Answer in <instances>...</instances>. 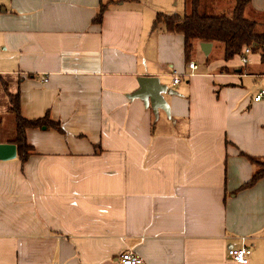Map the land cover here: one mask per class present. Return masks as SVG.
Masks as SVG:
<instances>
[{
	"label": "crops",
	"instance_id": "crops-1",
	"mask_svg": "<svg viewBox=\"0 0 264 264\" xmlns=\"http://www.w3.org/2000/svg\"><path fill=\"white\" fill-rule=\"evenodd\" d=\"M189 3L0 0V112L19 94L25 119L64 130L28 129V160L0 161V264H119L127 249L145 264H238L228 250L243 245L264 264V179L243 188L254 167L240 154L264 156L261 55L226 61L197 43L190 70L184 36L154 28ZM245 15L263 23L264 0ZM143 77L177 92L171 115L132 97ZM15 138L0 131V144Z\"/></svg>",
	"mask_w": 264,
	"mask_h": 264
},
{
	"label": "trees",
	"instance_id": "trees-1",
	"mask_svg": "<svg viewBox=\"0 0 264 264\" xmlns=\"http://www.w3.org/2000/svg\"><path fill=\"white\" fill-rule=\"evenodd\" d=\"M200 0H190L189 12L184 16L159 14L154 23V28L164 26L171 33H179L185 39L186 62L191 63L195 44H217L224 51V59L230 61L236 56H241L244 48H249L252 53L261 55L264 66V22L260 23L246 17L245 11L251 0H236L231 16L203 15L199 10ZM105 7H101L97 21L101 22ZM10 111L16 119V138L13 141L17 146V157L25 163L33 148L27 141L28 129H53L61 134L63 127L59 122L53 121L49 115L37 120H27L21 115L19 94H8ZM246 157L254 167L251 180L243 186L244 189L253 187L264 179V156L254 157L240 153Z\"/></svg>",
	"mask_w": 264,
	"mask_h": 264
},
{
	"label": "water",
	"instance_id": "water-1",
	"mask_svg": "<svg viewBox=\"0 0 264 264\" xmlns=\"http://www.w3.org/2000/svg\"><path fill=\"white\" fill-rule=\"evenodd\" d=\"M212 46V43H201V49L206 56H209ZM139 83L141 88L132 97L143 100L147 107H151L156 117H158L160 110L171 115V108L166 100V96L177 95V92L162 84L159 78L155 77L140 78ZM16 158V144H0V161H11Z\"/></svg>",
	"mask_w": 264,
	"mask_h": 264
},
{
	"label": "built area",
	"instance_id": "built-area-1",
	"mask_svg": "<svg viewBox=\"0 0 264 264\" xmlns=\"http://www.w3.org/2000/svg\"><path fill=\"white\" fill-rule=\"evenodd\" d=\"M251 50L249 48H244L241 54V58L244 64L249 62V56L251 54ZM190 70H197L198 66L191 62L188 65ZM180 77L178 75L174 78V84H179ZM255 102H262L264 101V88L260 90V92L255 97ZM252 250L247 245H243L241 248H231L228 250L229 258L238 264H249L252 256ZM119 264H145L144 260L134 251L131 249H127L125 252L121 254L119 257Z\"/></svg>",
	"mask_w": 264,
	"mask_h": 264
},
{
	"label": "rangeland",
	"instance_id": "rangeland-1",
	"mask_svg": "<svg viewBox=\"0 0 264 264\" xmlns=\"http://www.w3.org/2000/svg\"><path fill=\"white\" fill-rule=\"evenodd\" d=\"M181 8L182 7L179 6L177 9L180 11L179 14L181 16H184ZM254 19H258V17L257 18H254ZM262 21L263 20H261L260 23ZM219 61L220 60H217L216 61V59H213V61L212 60H209L208 62L209 63L211 62V63L214 64V63H217ZM194 62L197 63L198 61L197 60H194ZM199 63L201 65V67H204L202 61H200ZM3 102H6V96H5L4 90L0 87V108H1V103H3ZM15 130H16L15 115L12 112L1 111L0 112V131L5 136L7 134L15 133Z\"/></svg>",
	"mask_w": 264,
	"mask_h": 264
}]
</instances>
